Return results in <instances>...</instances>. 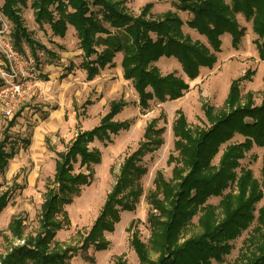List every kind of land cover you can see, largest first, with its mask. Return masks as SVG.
Returning a JSON list of instances; mask_svg holds the SVG:
<instances>
[{
  "label": "trees",
  "instance_id": "1",
  "mask_svg": "<svg viewBox=\"0 0 264 264\" xmlns=\"http://www.w3.org/2000/svg\"><path fill=\"white\" fill-rule=\"evenodd\" d=\"M159 1H171L175 10L168 8L154 16L151 13L154 3L149 2L140 14L134 15L125 0H31L30 8L36 24L49 25L52 38L63 39L73 28L82 55L80 68L86 72L87 80L115 66V59L121 54L123 77L132 83L142 109L151 101L181 98L201 69L212 68L217 62L224 34H229L232 47L238 48L246 27L240 25L237 15L251 22L252 31L257 35L254 42L259 57L264 60V0ZM27 5V0H3L0 5V12L12 24L15 47L23 51V45H27L37 58L38 50L54 56L45 44L32 38L26 27L21 12ZM179 11L191 17L184 22ZM184 24L206 38L207 43L185 33ZM162 58L175 59L184 76L176 72L163 74L157 66ZM250 74L247 71L231 82L222 109L206 105L208 126L192 129L183 111H177L172 125L177 156L170 155L168 161L174 162L172 177L167 179L157 171L154 187L145 195L150 208L147 241L137 230L131 235L130 246L138 257V264L221 263L231 254L233 242L246 231L249 234L230 264H264V165L261 180L254 177L252 169L241 165L254 146H264V92L260 104L250 98L242 102L240 96L242 79ZM85 104L90 105L91 101ZM127 105L123 96L112 100L100 122L91 129L79 131L64 151L50 147L56 155L55 173L44 193L39 228L34 234L26 235L24 219L13 217L8 228L12 237L23 243L0 256V264H70L78 253L88 259L89 249L109 248L106 234L115 231L123 212L136 210L144 195L141 179L148 172L144 156L164 143L165 129L158 128L155 120L147 125L138 147L124 158L116 182L81 244L64 247L56 241V235L71 224L66 207L82 187L91 184L94 165L102 161L101 150L93 144L111 143L114 135L132 125V121L116 119ZM16 118L0 141V173H5L17 153L9 147L8 133ZM236 136L243 140L231 142ZM29 144V140L24 143L25 147ZM224 144L225 149L215 165L213 160ZM212 197L220 198L217 205L209 203ZM9 200L8 191L0 195V215ZM195 217L200 230L187 237ZM132 225L133 221L130 230ZM114 264L127 262L119 256Z\"/></svg>",
  "mask_w": 264,
  "mask_h": 264
},
{
  "label": "rangeland",
  "instance_id": "2",
  "mask_svg": "<svg viewBox=\"0 0 264 264\" xmlns=\"http://www.w3.org/2000/svg\"><path fill=\"white\" fill-rule=\"evenodd\" d=\"M125 1L130 13L134 15L140 14L143 6L149 2L154 3L151 9L154 16H159L168 8L175 10L171 1ZM2 3L3 0H0V5ZM27 4L26 7H22L21 12L26 27L35 41L51 47L54 56L38 50L42 71L32 82L38 83L35 86V93L40 92V96L32 99L31 103L15 115L14 118L17 116L15 124L8 130L11 139L9 147H13L17 153L9 161L5 173H0V195L6 191L10 193L9 203L0 215V256L6 255L13 246L23 243V240L13 238L8 228L13 217L21 216L24 219L26 235L34 234L38 230L44 193L54 178L56 158L54 150L64 151L79 131L96 126L108 112L111 101L123 96L128 105L116 119L132 121V125L128 130L114 135L111 143L93 144L101 150L102 161L94 165L95 175L91 184L82 187L80 194L66 207L71 224L57 232L56 241L64 247L81 244L99 215L107 194L115 184L124 158L138 147L147 125L155 120L158 128L165 129L162 135L164 143L143 158L148 172L141 179L144 195L136 210L123 212L115 231L106 234L110 241L107 250L95 251L91 248L88 251V259L78 253L70 260V264H114L121 256L127 264H138V257L130 246L131 235L137 230L141 238L147 241L150 236L147 220L150 208L145 195L154 187L153 181L157 171H161L167 179L172 177L174 162L168 161L170 155L177 156L172 131L177 111H183L192 129L208 126L206 105L216 110L222 109L231 82L243 77L247 71L251 74L242 79L240 84L241 101L246 102L250 98L255 104H260L264 92V60L260 59L254 42L257 35L252 31L251 22L237 15L240 25L246 27V34L238 48H233L231 36L224 34L221 37L222 50L217 54V62L212 68H202L199 76L190 82L189 90L181 98L166 102L151 101L147 108L142 109L138 105V95L132 83L117 76L116 64L110 68L112 73L103 75L101 72L93 80H87L86 72L80 68L82 55L77 54L79 41L75 31H69L62 44L57 42L52 38L49 25L39 26L34 22L33 10L30 8L31 0H27ZM179 14L184 22L191 17L187 12L179 11ZM0 30L11 36L12 24L1 12ZM183 30L193 39L207 43L206 38L186 24ZM23 51L32 54L27 45H23ZM2 60L0 53V67ZM157 66L163 74L176 72L184 76L180 64L173 58H162L157 62ZM87 100L91 101L90 105L85 104ZM12 120L14 119L5 118L0 112V141ZM45 127L57 128L48 130L47 133ZM39 133L41 135L38 137ZM26 140L30 141L28 147L24 145ZM242 140L241 136H236L231 142ZM225 146L226 144L222 145L214 158L215 165L219 163ZM241 165L243 168L252 169L254 177L261 180L264 146H254L241 160ZM219 201L220 198L212 197L209 203L217 205ZM197 220L198 217L193 219L187 237L199 232ZM132 221L133 227L130 230ZM248 234L249 231L244 232L233 242L234 248L223 262L212 264L233 263Z\"/></svg>",
  "mask_w": 264,
  "mask_h": 264
},
{
  "label": "built area",
  "instance_id": "3",
  "mask_svg": "<svg viewBox=\"0 0 264 264\" xmlns=\"http://www.w3.org/2000/svg\"><path fill=\"white\" fill-rule=\"evenodd\" d=\"M0 53L3 57L0 67V112L7 119H14L32 99L40 96L35 93L36 79L42 71L40 60L26 51L15 47L11 36L0 30Z\"/></svg>",
  "mask_w": 264,
  "mask_h": 264
},
{
  "label": "crops",
  "instance_id": "4",
  "mask_svg": "<svg viewBox=\"0 0 264 264\" xmlns=\"http://www.w3.org/2000/svg\"><path fill=\"white\" fill-rule=\"evenodd\" d=\"M69 31H74L73 30V28H70L69 30H68V33H69ZM53 39L54 40H56L57 42H59V43H61L62 44V42H64V38L62 39V38H59V37H53ZM78 40V39H77ZM47 47L51 50V47L49 46V45H47ZM81 50L79 49V51H78V55H81ZM121 59H122V55L121 54H118L117 55V57H116V59H115V64H116V69H117V76L120 78V79H124V77H123V69H122V66H121ZM1 62V61H0ZM113 71H112V69H110V68H105L103 71H102V74L103 75H106V74H110V73H112ZM94 105V104H93ZM117 117V116H116ZM53 128H57V127H45V129H47V133H48V130H51V129H53ZM47 133H45V134H47ZM39 135H41L40 133L37 135L38 137H39ZM45 139H47V137H45ZM39 140V139H38ZM37 140V141H38Z\"/></svg>",
  "mask_w": 264,
  "mask_h": 264
}]
</instances>
